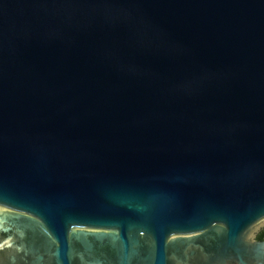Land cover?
<instances>
[{
	"label": "water",
	"instance_id": "95a60500",
	"mask_svg": "<svg viewBox=\"0 0 264 264\" xmlns=\"http://www.w3.org/2000/svg\"><path fill=\"white\" fill-rule=\"evenodd\" d=\"M264 0H0V264H264Z\"/></svg>",
	"mask_w": 264,
	"mask_h": 264
},
{
	"label": "trees",
	"instance_id": "16d2710c",
	"mask_svg": "<svg viewBox=\"0 0 264 264\" xmlns=\"http://www.w3.org/2000/svg\"><path fill=\"white\" fill-rule=\"evenodd\" d=\"M258 239H263L264 238V227L260 230V232L257 235Z\"/></svg>",
	"mask_w": 264,
	"mask_h": 264
}]
</instances>
